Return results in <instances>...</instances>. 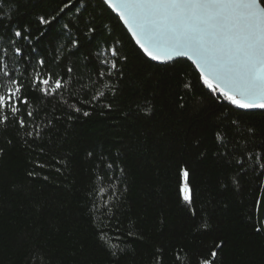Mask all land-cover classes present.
Returning a JSON list of instances; mask_svg holds the SVG:
<instances>
[{"label":"trees","instance_id":"1","mask_svg":"<svg viewBox=\"0 0 264 264\" xmlns=\"http://www.w3.org/2000/svg\"><path fill=\"white\" fill-rule=\"evenodd\" d=\"M40 16L56 19L42 25ZM89 25L96 31L86 39ZM113 45L127 57L118 65L123 75L111 70L97 80L109 69L95 53ZM5 63L28 105L0 124V264H175L178 252L184 264H202L221 240L217 264H264L256 217L264 111L236 109L203 85L187 59H146L103 0H0ZM35 72L63 77L66 90H33ZM65 101L90 102L78 105L90 115ZM216 132L232 140L228 155ZM241 155L246 171L235 163ZM185 183L190 205L181 196Z\"/></svg>","mask_w":264,"mask_h":264},{"label":"snow or ice","instance_id":"2","mask_svg":"<svg viewBox=\"0 0 264 264\" xmlns=\"http://www.w3.org/2000/svg\"><path fill=\"white\" fill-rule=\"evenodd\" d=\"M103 2L118 14L119 20L131 33L135 44L146 59L164 64L177 57H186L199 70L203 85L212 92H218L236 109L264 110V0H103ZM68 6L65 4L60 11ZM38 19L42 25H49L56 17L46 19L40 16ZM64 28L71 31L67 24ZM95 31L96 29L89 25L83 35L86 39H91ZM13 35L15 38H28L21 30H14ZM12 43L15 44V40ZM71 44L73 48H78L80 40L73 39ZM21 51V48H15V53L19 54ZM105 51L112 59L103 55ZM95 57L100 64L107 65L109 69L106 72L101 68L96 73L97 80L111 76V70L123 75V70L118 65L121 61L126 62L127 57L120 56L119 48L115 45L98 51ZM44 63L43 59L37 61L41 66ZM67 71L71 73L73 69L69 67ZM0 74H2L0 124H4L8 121L7 113L17 116L21 112L20 106L26 107L28 100L21 82L12 75L6 63L0 66ZM5 79L9 82L7 85L4 83ZM31 83L33 90L44 96L60 95L66 90L67 85L63 77L54 78L51 73L42 75L40 72H35ZM103 86L109 87L108 84ZM82 88H87V85H82ZM103 96L104 93L99 92L92 100L96 101ZM83 103L90 102L76 101L68 103V107L71 111L88 117L90 113L78 106ZM106 107L111 108V105ZM33 114L32 111L26 113L27 117ZM17 123L22 128L27 127L23 117ZM232 123L236 124V121ZM248 132L253 133L254 130L249 128ZM215 139L223 149L220 154L228 155L232 140L227 138L226 133L221 132L215 133ZM198 143L199 141H196L197 145ZM200 155L203 156L204 153L201 152ZM257 159L264 161V154L258 153ZM235 163L246 171L243 155L236 159ZM107 167L111 169L112 164H108ZM259 167L262 170L261 175H264V163H260ZM189 175L188 169H182L185 181ZM180 191L183 201L190 205L193 197L188 183H185ZM261 209L264 211V203H261ZM101 238L103 239V236ZM222 245V240L215 243L211 259L205 258L202 264H217L216 250ZM110 248L111 254L117 256V246L110 245ZM174 260L175 264H184L179 252L175 254Z\"/></svg>","mask_w":264,"mask_h":264},{"label":"water","instance_id":"3","mask_svg":"<svg viewBox=\"0 0 264 264\" xmlns=\"http://www.w3.org/2000/svg\"><path fill=\"white\" fill-rule=\"evenodd\" d=\"M111 10V9H110ZM112 11V10H111ZM113 12V11H112ZM117 17H118V14L113 12ZM122 22V21H121ZM126 28V26H124ZM127 30V28H126ZM129 33V32H128ZM130 36H131V33H129ZM133 39V38H132ZM134 40V39H133ZM135 42V41H134ZM187 59L186 57H177L175 58L173 61L177 60V59ZM188 60V59H187ZM190 61V60H189ZM156 62V61H154ZM172 62V61H170ZM194 66L195 64L190 61ZM158 64H161L159 62H156ZM169 63V62H168ZM166 64V63H164ZM196 67V66H195ZM197 69V68H196ZM198 70V69H197ZM199 72V70H198ZM252 110H262V109H252ZM264 111V110H262ZM261 203H264V180H263V184H262V189H261V193H260V196H259V200H258V205H257V213H256V217H257V224H258V228H259V231L262 233V235L264 236V211H262L261 209Z\"/></svg>","mask_w":264,"mask_h":264},{"label":"rangeland","instance_id":"4","mask_svg":"<svg viewBox=\"0 0 264 264\" xmlns=\"http://www.w3.org/2000/svg\"><path fill=\"white\" fill-rule=\"evenodd\" d=\"M184 181H185V179H184Z\"/></svg>","mask_w":264,"mask_h":264}]
</instances>
